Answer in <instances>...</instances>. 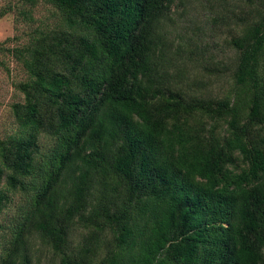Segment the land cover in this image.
<instances>
[{"label": "trees", "instance_id": "16d2710c", "mask_svg": "<svg viewBox=\"0 0 264 264\" xmlns=\"http://www.w3.org/2000/svg\"><path fill=\"white\" fill-rule=\"evenodd\" d=\"M198 1L208 25L184 32L190 0L0 9L33 26L0 45L28 75L0 264H264V0Z\"/></svg>", "mask_w": 264, "mask_h": 264}, {"label": "rangeland", "instance_id": "374dc122", "mask_svg": "<svg viewBox=\"0 0 264 264\" xmlns=\"http://www.w3.org/2000/svg\"><path fill=\"white\" fill-rule=\"evenodd\" d=\"M13 0H0V9L7 6ZM21 6L19 0H14ZM189 11L186 17L182 9L178 10L174 16L176 31L184 32L185 30H193L194 28L205 29L208 25V14L203 10L202 5L198 0H190ZM52 7L45 4L43 1L34 8V16L39 21L53 23L51 19ZM189 14V15H188ZM36 26V25H34ZM33 26L29 25L24 20H16V15L11 13L0 19V45L5 47H13L24 44L28 41V33ZM177 34V33H175ZM208 42L211 39H207ZM1 59L6 61L7 68L0 66V138L8 139L16 134L18 124L13 113V106L19 102H23L24 95L18 89L19 84L25 82L28 78L22 65L15 61L8 53L0 55ZM16 204L20 203V198H15ZM14 204L11 205L6 214L3 215L4 220L11 218L14 215Z\"/></svg>", "mask_w": 264, "mask_h": 264}]
</instances>
